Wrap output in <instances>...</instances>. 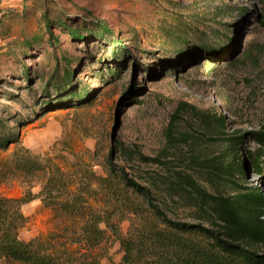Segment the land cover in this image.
Here are the masks:
<instances>
[{
	"label": "rangeland",
	"instance_id": "374dc122",
	"mask_svg": "<svg viewBox=\"0 0 264 264\" xmlns=\"http://www.w3.org/2000/svg\"><path fill=\"white\" fill-rule=\"evenodd\" d=\"M46 4L51 17L57 11L72 25L85 22L92 27L101 21L111 32L104 39L77 41L54 25L59 42L51 45L48 34L42 33L45 27L39 25L45 2L0 0V109L27 118L21 145L48 171L56 167L73 179L92 181L93 173L107 175L109 152L114 150L121 162L118 147L127 146L147 157L164 153L171 171L190 170L204 179L197 160H215L223 153L224 146L211 134L219 129L213 121L223 115L229 134L244 135L243 184L264 192V156L259 171L249 163L250 155L264 152V143L253 136L264 134V0H47ZM116 39L129 51L125 59L110 56ZM31 40L37 44L27 46ZM203 42L220 43L226 49L211 56L201 48ZM68 65L73 83L57 93L52 78L57 71L62 75ZM109 68L119 72L110 75ZM130 85L134 92L125 98ZM73 93L86 98L80 100ZM62 98V106L43 108L44 101L56 105ZM4 103L6 107H1ZM180 105L187 108L172 126ZM205 112L211 118L210 131L202 120ZM15 148L0 150V197L31 199L22 206L28 220L20 237L40 241L44 251L68 264L120 262L123 250L113 231L129 234L133 222L142 223V215L130 209L110 210V227L101 225L106 236L92 247L80 231L83 220L58 216L38 197L49 172L24 174L12 168ZM140 168L163 172L157 166ZM237 179L235 172L231 181ZM202 182L213 189L205 179ZM217 182L221 190L225 181L217 178ZM228 184L227 190L235 187ZM104 193L90 200L96 209L111 207ZM171 207L180 210L179 217H187L182 208ZM0 264L15 263L0 257Z\"/></svg>",
	"mask_w": 264,
	"mask_h": 264
},
{
	"label": "trees",
	"instance_id": "16d2710c",
	"mask_svg": "<svg viewBox=\"0 0 264 264\" xmlns=\"http://www.w3.org/2000/svg\"><path fill=\"white\" fill-rule=\"evenodd\" d=\"M46 1L42 0L45 7L42 23L39 25L45 27L42 33L48 34L49 44L56 45L59 42V37L53 31L54 25L77 41L104 39L111 35L101 21H95L92 27L85 25V22L72 25L69 20L59 17L57 11L51 17ZM182 41L186 43L187 39L183 38ZM118 43L119 39L112 42L114 48L110 56L122 60L128 56L129 51L119 47ZM35 44L37 40L26 42L27 46ZM201 46L211 56H218L226 49L220 43L212 42H203ZM108 70L114 76L119 72L111 68ZM63 71L62 75L57 71V75L52 78L53 84L58 88L57 93H62L73 83L71 65ZM24 74L30 85L28 72L24 71ZM47 88L48 85L44 92ZM133 92L134 87L130 85L126 88L125 98ZM72 95L80 100L86 98V95ZM5 97L6 95L3 96ZM64 102L63 98L58 99L56 105L52 101H44L43 108L62 106ZM1 107H6V104ZM186 108L184 105L177 108L172 126H175ZM192 112L198 115L196 109H192ZM201 115L207 131L212 130L208 112ZM25 119L27 118H22L21 114L0 109V150L6 151L11 145L16 146L10 160L12 168L17 172H49L46 173L48 177L38 197L58 216L83 220L80 231L85 242L93 247L104 240L106 228L101 225L110 227V210L115 213V210L130 209L134 214L142 215V223L133 222L129 234L113 231L123 250L122 258L116 264H264V192L243 184L247 176V163L241 154L244 135L229 134L225 129L223 115L213 121L219 129L216 133L211 131L213 138L224 146L223 153L215 160H197L199 174L205 176V181L213 189L204 185V179L195 176L193 171H171L165 164L164 153L157 157H147L140 150L127 146L118 147V158L123 160L121 162L117 161L114 150H111L106 159L107 175L97 176L93 173L92 181L84 182L80 176L79 179H73L56 167H50L48 171L44 163L21 145L20 132L22 126L26 125ZM12 121L15 125L11 124ZM172 126L171 130L174 132ZM253 136L264 143V134L254 133ZM263 156L264 152L249 156V163L257 171L261 168ZM143 164L146 167H161L163 172L142 170L140 167ZM235 172H238V179L232 182ZM211 175H214L213 180ZM217 178L225 181L221 190L217 187ZM228 183H233L235 187L227 190L230 188ZM101 191L105 192V200H109L111 205L104 210L96 209L90 203V200H96ZM30 200L24 197H0V257L15 264H68L58 255L44 251L40 241H25L20 237L19 230L28 220L22 212V206ZM172 205L188 212L187 217H179L177 213L180 210L172 211ZM78 264L100 263L85 260Z\"/></svg>",
	"mask_w": 264,
	"mask_h": 264
}]
</instances>
